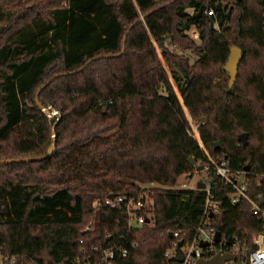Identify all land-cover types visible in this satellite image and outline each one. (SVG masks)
<instances>
[{
	"label": "trees",
	"instance_id": "16d2710c",
	"mask_svg": "<svg viewBox=\"0 0 264 264\" xmlns=\"http://www.w3.org/2000/svg\"><path fill=\"white\" fill-rule=\"evenodd\" d=\"M34 1L0 7V160L46 154L52 127L55 149L0 165V250L70 264L80 239L116 241L130 254L115 264H166L168 233L189 240L203 211L205 191L176 186L196 168L189 157L248 166L250 183L264 174V0ZM231 46L242 54L230 87L214 78ZM54 75L38 95L59 113L47 116L36 92ZM210 189L220 233L244 241L263 229L246 202H230L231 186L212 177ZM109 194L140 195L149 222L128 229L123 209H95Z\"/></svg>",
	"mask_w": 264,
	"mask_h": 264
},
{
	"label": "built area",
	"instance_id": "2783aa9c",
	"mask_svg": "<svg viewBox=\"0 0 264 264\" xmlns=\"http://www.w3.org/2000/svg\"><path fill=\"white\" fill-rule=\"evenodd\" d=\"M207 14L213 15V10L211 8L207 9ZM192 35L197 37L195 31ZM192 127L194 131H197L196 124H193ZM200 146L203 148L201 144ZM205 153L208 156V161L202 166L206 179L202 180L205 183V188L200 189L205 191L201 219L194 230L193 236L187 241L180 239L178 232H171V245L163 254L166 264H194L199 258L207 259L215 254L227 252L235 254L236 258L227 260L224 264H264V225L262 230L250 232L248 238L244 241L238 239L237 236L232 237L227 233H220L219 241L215 242L214 237L218 230L210 222L221 212V202L215 198L210 189L212 177L219 178L224 185L233 188V191L229 194L232 204H237L240 201L246 202L250 207L251 214L259 221L264 222V174H255L254 182L250 183L247 179V171L244 169L233 170L227 161H217L211 158L207 151ZM198 182L197 180L192 187L186 188H196ZM250 185L253 186V189ZM254 190L257 192H254ZM99 206L123 209L127 214L128 229L149 222V215L145 216L142 213L147 203L142 200L140 195H117L113 198L107 196L103 201L95 202L94 208L97 209ZM230 238L233 241L232 244H228ZM179 241L183 242L181 246H178ZM201 242H207L208 244L202 247L200 246ZM79 244V255L70 264H115L114 260L117 257H126L130 254L129 248L116 241H112L107 246L91 244L86 247L84 240L80 239ZM134 247L135 243L132 242L130 248L133 249ZM180 255L183 257L181 262L177 260ZM24 260H27L29 264H38L28 257L0 250V264H24Z\"/></svg>",
	"mask_w": 264,
	"mask_h": 264
},
{
	"label": "water",
	"instance_id": "95a60500",
	"mask_svg": "<svg viewBox=\"0 0 264 264\" xmlns=\"http://www.w3.org/2000/svg\"><path fill=\"white\" fill-rule=\"evenodd\" d=\"M122 52H123V50H122ZM241 54H242V52H241V49L239 47H237V46H231L229 56L227 58L226 63L223 66V70H225V71L228 72V75H229L228 85L230 87L234 84V82L236 80V77H237V66H238V63H239V61L241 59ZM109 56H112V55H109ZM81 69H79V70H81ZM55 77H56V75L52 76L48 81H46L45 83H43L39 87V89L37 90V92H36V103H37L38 107L47 116H50L52 114L58 115L59 113L56 110H53L51 107L45 108L41 104V102L38 100V95H39L40 91L50 81H52ZM51 136H52V139H51V142H50V144L48 146V149H47V153L46 154H44L42 156H39V157L30 156V157H18V158H13V159H1L0 160V165L11 164V163H20V162H28V161H36V160H41L43 158H46L55 149V129H54V127H52ZM237 139L241 142V144H242L243 147H245L247 145V143H248V135H247L246 132L239 133L237 135ZM217 146L219 148L221 147V143L219 141H216L214 143V149H216ZM188 160H189V163L190 164L195 165L196 161H195V159L193 157H189ZM202 169H203V167L201 165H196V171H200ZM244 169L245 170H248V166H245ZM196 188H198V189H204L205 188V183L202 182V181H199L196 184ZM114 196H115L114 194H109L108 195L109 198H113ZM171 235H172L171 232H169L168 233V236L171 237ZM219 237H220V232L217 231L216 234H215V237H214V241L215 242H218L219 241ZM232 243H233V241L230 238L228 240V244H232ZM182 244H183L182 241H179L178 242V246H181ZM207 244H208L207 242H201L200 243V246L204 247ZM235 258H236V255L235 254L228 253L227 252V253H222V254H215L214 256H212L210 258H207V259L199 258V259H197L195 261L194 264H224L225 261L230 260V259H235ZM177 260L179 262H181L183 260V257L180 255V256L177 257Z\"/></svg>",
	"mask_w": 264,
	"mask_h": 264
},
{
	"label": "rangeland",
	"instance_id": "374dc122",
	"mask_svg": "<svg viewBox=\"0 0 264 264\" xmlns=\"http://www.w3.org/2000/svg\"><path fill=\"white\" fill-rule=\"evenodd\" d=\"M157 1H160L159 3H162L164 0H157ZM35 1L34 0H11L7 3L9 4H6L3 2V0H0V7L3 8V9H7V8H10L9 6H12V7H16L17 4L19 3H22L24 4V6H29V5H32V3H34ZM13 3V4H12ZM194 32V29H191L190 30V34L192 35V33ZM193 36V35H192ZM176 53L178 54H181L183 55L184 57H187L189 59V62L192 64L197 57L194 56V54H191L189 50H179V49H176ZM162 59V62H163V65L166 69V71L169 73V67L167 65V63L165 62V60L163 58ZM216 68H218V66L214 67L213 70L215 71ZM224 71V70H223ZM215 82L219 81V80H226L228 82L229 80V75L228 73L226 72V74H220V73H216V76H215ZM175 89H176V92H177V95L179 98H181V95L180 93L178 92L175 84H173ZM187 112V111H186ZM189 118V133L190 135L197 141H199V133H198V130L197 131H194L193 130V127L192 125L195 124V121H193L190 116H188ZM205 164V163H204ZM204 164H199V165H204ZM198 165L197 163H195L194 166ZM206 179V174H205V171H204V168L200 171H196V168H194L192 171L188 172V173H185V174H182L181 176H179L178 180H177V184L176 186H181L183 188H186V187H192L194 185V183L198 180V181H202V180H205ZM186 185V186H184ZM145 187H160L158 184H148L146 185ZM90 228L89 226H85V229H88ZM1 263V261H0Z\"/></svg>",
	"mask_w": 264,
	"mask_h": 264
}]
</instances>
